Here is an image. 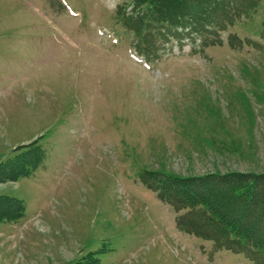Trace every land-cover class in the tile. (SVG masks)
Instances as JSON below:
<instances>
[{
  "label": "rangeland",
  "instance_id": "obj_1",
  "mask_svg": "<svg viewBox=\"0 0 264 264\" xmlns=\"http://www.w3.org/2000/svg\"><path fill=\"white\" fill-rule=\"evenodd\" d=\"M155 1L0 0V264H264L152 182L264 174V0Z\"/></svg>",
  "mask_w": 264,
  "mask_h": 264
},
{
  "label": "trees",
  "instance_id": "obj_2",
  "mask_svg": "<svg viewBox=\"0 0 264 264\" xmlns=\"http://www.w3.org/2000/svg\"><path fill=\"white\" fill-rule=\"evenodd\" d=\"M175 1L176 4L187 2ZM156 2V5L161 4ZM36 148L42 152L41 148ZM24 155L27 159L6 161L0 165V181L28 176L36 168L40 159L34 157L32 147H28ZM152 182L156 183L155 190L160 200L170 202V194L173 193L191 212L195 209L184 224L178 219L177 227L184 230L188 225L195 229L190 233L203 238L233 235L235 241H243L248 248L260 253L264 261V174L230 172L185 178L156 174ZM24 212L22 201L0 195V224L15 223ZM76 264H98V260L90 253Z\"/></svg>",
  "mask_w": 264,
  "mask_h": 264
}]
</instances>
